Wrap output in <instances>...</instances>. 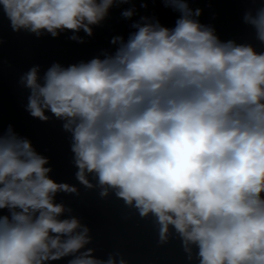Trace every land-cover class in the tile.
Returning a JSON list of instances; mask_svg holds the SVG:
<instances>
[{
  "label": "clouds",
  "instance_id": "obj_1",
  "mask_svg": "<svg viewBox=\"0 0 264 264\" xmlns=\"http://www.w3.org/2000/svg\"><path fill=\"white\" fill-rule=\"evenodd\" d=\"M163 2L179 14L174 27L141 17L127 41L112 39L119 47L104 59L54 64L42 82L39 69H30L22 77L28 111L65 120L77 180L91 188L87 175L94 174L101 196L113 189L140 217L152 214L161 244L171 227L189 258L198 249L199 264H264V52L221 42L187 0ZM113 4L0 0V13L16 32L91 36ZM244 21L264 43V6ZM46 164L11 128L0 137V210L9 213L0 215V264H44L91 242L77 218H60L65 208L55 194L77 189L50 179ZM92 252L69 264H117Z\"/></svg>",
  "mask_w": 264,
  "mask_h": 264
},
{
  "label": "water",
  "instance_id": "obj_2",
  "mask_svg": "<svg viewBox=\"0 0 264 264\" xmlns=\"http://www.w3.org/2000/svg\"><path fill=\"white\" fill-rule=\"evenodd\" d=\"M187 2L191 9L201 10L196 19L212 28L221 42L234 41L264 52V43L258 40L255 29L244 21L246 13L255 14L264 6V0ZM145 4L147 7L143 6ZM129 9H134L135 14L125 18L122 13ZM141 17H148V22L158 20L172 28L179 14L166 7L163 0H127L126 3L114 0L108 15L99 24L91 26V36L83 30L65 29L53 37L46 30H42L39 36L24 29L13 31L9 21L0 13V137L6 136L11 128L19 138L29 140L34 150L48 160L45 167L51 169L49 178L57 184L64 183L77 189L76 193L58 191L54 203L65 208L61 219L75 217L89 229L91 242L81 249V253L93 249L95 258L106 261L112 256L117 264L121 258L127 264H199L198 249L193 245L189 258L174 229L170 227L168 241L161 244L159 225L152 214L140 217L138 210L126 205L113 189L109 188L107 196H101L103 189L94 174L87 175L91 188L81 184L76 178L78 168L72 151L73 134L63 126L66 121L50 111L45 112L46 121L40 120L27 108L30 90L25 87L22 77L30 69H39L42 82L44 74L54 64L67 68L94 58L104 59L119 47L111 42L112 39L121 36L127 41L136 31L133 24L145 22ZM73 36L79 39H72ZM8 214L6 209L0 210V215ZM81 253L45 261L44 264H69Z\"/></svg>",
  "mask_w": 264,
  "mask_h": 264
}]
</instances>
